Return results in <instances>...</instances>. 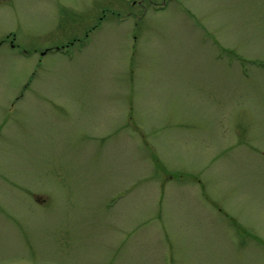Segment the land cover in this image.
Listing matches in <instances>:
<instances>
[{
	"label": "rangeland",
	"instance_id": "374dc122",
	"mask_svg": "<svg viewBox=\"0 0 264 264\" xmlns=\"http://www.w3.org/2000/svg\"><path fill=\"white\" fill-rule=\"evenodd\" d=\"M0 264H264V0H0Z\"/></svg>",
	"mask_w": 264,
	"mask_h": 264
}]
</instances>
